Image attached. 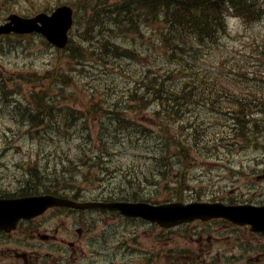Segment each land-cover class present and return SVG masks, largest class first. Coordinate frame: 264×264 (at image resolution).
<instances>
[{
	"label": "rangeland",
	"instance_id": "rangeland-1",
	"mask_svg": "<svg viewBox=\"0 0 264 264\" xmlns=\"http://www.w3.org/2000/svg\"><path fill=\"white\" fill-rule=\"evenodd\" d=\"M11 11L18 12L24 15H30L35 13L37 10L47 8L51 5L55 6L58 1L66 2L68 4H75L80 8V15L78 17V22L72 28L70 32V42L71 52H73L72 46L76 42H81L85 39L93 40L94 37L84 33L88 32L92 34V27L103 18L102 14L114 7L113 9H122V6L126 4V0L121 1L120 4L112 6V1L104 4L105 0H2ZM140 1V0H139ZM144 1V0H141ZM1 8H5L2 5ZM9 10V12H10ZM132 8H129V12ZM231 13V12H230ZM229 13V14H230ZM229 14L226 18L228 22L227 27H229L231 36H228L224 40V44L221 46V49L217 51L218 55L225 56L227 59V66L239 68L244 67L243 71L253 73L252 76L264 78V68L261 67L264 64V56L261 55L258 57L259 48L261 46L256 45V41H264V18L262 20H255V16L252 14L247 15V21H238L235 18H230ZM91 16V18H90ZM121 21L126 23L129 21V14L127 12H122L120 16ZM94 18L95 20H93ZM110 19V18H109ZM150 20V16L147 18ZM92 30V31H91ZM237 34V35H236ZM150 37V33H148ZM137 36L129 32V27L126 25L123 27V34L120 36L118 42L121 45H126L134 49V42L139 41ZM138 43V42H137ZM68 44V45H69ZM150 38H148L147 46H144L140 49L141 52H150ZM92 44H88L90 47ZM255 46V47H254ZM66 51L57 50L51 46H47L41 42L37 35L27 36V37H17L14 35L7 36L3 39L0 38V76L2 75L5 78L3 86H0V92H5V97L0 95V175L11 180L15 177H20L24 170H31L34 172V167H30L29 163L41 162L43 158H46V163L49 162L50 156L52 162L60 161L55 158H58L61 152L69 155L81 154L86 149L90 153V147H102L105 143L103 134L99 132L104 125H97L95 122L88 116V110L93 109V106H88V96L87 94H97L96 89L104 88V80L107 78L102 73V68L113 67L115 64L117 67L123 65H131L132 60L122 58L116 61L113 58H108L105 62L97 63V61L83 60L79 64L77 70L68 69L66 67L65 55ZM53 54H56L58 57H62V60H54ZM93 54V53H92ZM213 59V56L208 54L201 63H205L207 70L212 71L217 68L220 64L221 58L217 60L214 66H210V62L206 59ZM111 60V61H110ZM63 65V70H66L68 73H72L69 77V81L72 82L71 85H65L60 83L59 86H62L68 92V98L66 100L61 99L57 101L55 99V104L57 106H67L77 109L78 113L68 121V126L70 127L72 134H68L64 128H59L55 133L50 134H35L33 130L27 133V130L32 129L25 128L23 123H16V120H13L16 117L17 112H23L27 110H32L33 105L30 102H19L15 101L16 98H28L25 95V92L28 91H37L39 88L32 85L20 84L18 81H15L18 86L13 87L11 80L16 77L17 73L32 71L41 73L46 68L53 67L58 63ZM145 64H150V62L144 61ZM258 63V65H257ZM103 65V67L101 66ZM106 65V67H105ZM138 69L142 67L141 64L134 65ZM225 69V68H224ZM231 70H223V76L226 78H231L233 80L234 75H231ZM104 76V77H103ZM260 84L264 82L258 81ZM111 84V83H110ZM247 82H243L240 85L244 86ZM15 91L22 92L23 95L18 96L14 94ZM18 106V107H17ZM104 106V104H103ZM54 111H57L56 108H53ZM80 111H83V115L87 116L89 123L93 124L98 132L89 145L88 142L83 140L81 133L84 130L81 129L79 116ZM144 114H149L150 111L143 109ZM57 114L52 113V117H55ZM203 118L204 124L199 128L203 134L206 135V145L199 148L198 153L196 151H191V157L186 159L182 154H179L181 165L186 171L189 170L190 175L196 178L195 185L196 189L199 188L200 193L205 196L212 198L218 197L219 195L229 197L235 195L237 198V189H243L245 186V177L239 176L238 174H245L244 170H240L238 167L241 162H244L245 165L255 167L259 173L263 172L264 168V138L261 140H256L254 143L244 142L239 144L234 149L226 145L227 140L225 137L231 131V127L227 129V123L229 126L232 123L229 113H215L212 109L206 107L205 111L201 116H196L193 120H201ZM138 120L137 117L134 118ZM147 119L143 120L144 124L147 123ZM215 122L216 125L212 126L211 123ZM16 126H21L17 128ZM155 128V126H153ZM78 130L79 134H74ZM38 131L39 130H35ZM91 132V130H89ZM155 135L154 142L159 144V138ZM101 136L100 142L97 140ZM222 137V138H220ZM224 137V138H223ZM219 138V141L212 142L213 139ZM48 140V141H40ZM59 139V140H57ZM80 141L79 144L77 142ZM190 142V140H189ZM263 143V144H262ZM77 144V145H76ZM170 148L172 150H177L170 142ZM76 145V147H75ZM252 148V149H251ZM94 152V151H91ZM249 156L254 158V160L246 161L243 160V156ZM43 155V156H42ZM122 158L129 159V153L123 152L121 154ZM69 164V162H67ZM144 164L150 163L149 160H145ZM142 163V164H143ZM27 164L28 166H26ZM59 166V165H56ZM133 167H137L136 165ZM246 167V166H245ZM65 178L73 176V181H75V187L83 189V195L89 196L90 198H95L100 192L97 189L96 185H90L89 180H86V170H80L71 166L70 169L65 167ZM259 181L258 179H256ZM68 184H73V182H68ZM247 184V183H246ZM248 186V184H247ZM140 187L146 192L150 191L153 188L151 184H146L143 182ZM256 191L259 189L258 186L251 187ZM255 191V192H256ZM219 192V193H218ZM104 191L101 194L99 199L104 198ZM164 193L160 194L158 199L163 197ZM85 197V196H82ZM264 200V195H258L254 193L251 198H259ZM135 222V221H134ZM115 229L111 230L110 236H107L105 240L99 241L95 239L93 241H86L78 249L80 250L77 254L78 256L73 261V264H79L81 261L82 264H107V257H110L109 253H114L111 264H125L123 260H127L131 264H167L164 260L158 259L155 256L150 254V249L156 246V242L160 239L159 227L155 225H150L146 229L145 225L136 227L130 224L121 225L115 223ZM101 227L110 228V225L101 222H93L92 228L94 234H98ZM135 227V228H133ZM231 227L228 226L227 230ZM232 229V228H231ZM236 231V229H233ZM202 233V231H200ZM120 235L125 240V244L130 246L134 245L132 252L124 253V249H118L112 245V241L119 239ZM246 236H248L246 234ZM150 237L152 240H156L150 244ZM238 239L233 238L232 242L237 241ZM231 242V243H232ZM164 243V239H163ZM230 243V244H231ZM183 242H179V245H182ZM191 245L192 242L190 243ZM230 246V245H229ZM85 249V252L83 251ZM207 253L200 257L198 261L193 258L192 260L187 261H175L171 264H204L207 259ZM209 264H227V261L224 260V257H214V260Z\"/></svg>",
	"mask_w": 264,
	"mask_h": 264
},
{
	"label": "trees",
	"instance_id": "trees-1",
	"mask_svg": "<svg viewBox=\"0 0 264 264\" xmlns=\"http://www.w3.org/2000/svg\"><path fill=\"white\" fill-rule=\"evenodd\" d=\"M254 2L255 0H252V3L250 0H134L133 3L126 2L127 8L124 12L131 15L140 14L144 19L156 10L164 12L168 26V33L164 39L174 41L175 47L161 54L166 57V60L171 61L172 66L162 63L140 69L122 68L121 72L127 77L128 87L131 88L130 95L117 98L112 105L102 107L101 112L98 109L93 112L88 111L91 119L103 121L107 126L111 140H106L103 147L97 151L82 155H66L61 162L64 164L69 162L80 170L85 169L86 180L100 187L104 186V195L110 198L150 201L162 188L172 184L173 198L182 199V191L187 187L188 180L179 154L188 159L191 157V151L197 152L199 148L206 145V135L199 130L202 125L188 126L184 119L187 120V116L195 110V103H199L203 111L206 106L210 107L211 100L215 97L210 108L219 113L230 114L232 123L230 126L227 123V129L231 127L232 132L226 135L225 140L232 142L228 145L256 141L260 134H264V122H260L257 118L264 114V86L255 88L252 84L247 89H232L239 98H229L223 102L219 95L234 93L222 89L221 83L217 88H211L210 74L205 73L200 82H185L183 78L187 69L202 56L200 48L208 49V54H211L218 46L226 32L224 19L229 12L236 11L241 18L246 16V6H249L250 13L255 16V19L262 17V13L254 9L256 7L253 5ZM130 7L132 10L129 12ZM115 19L118 18L115 17ZM111 23L120 27L114 19L110 21ZM99 26L100 24L97 23L93 30ZM188 40L194 41L193 48L186 51L187 56L193 61L177 65L176 61L179 62L177 60L178 41ZM211 62L216 61L211 60ZM32 76L31 80L47 84L46 89L37 97L41 94L49 96L51 89L57 86L55 82H63L65 78L64 74L57 71H47L43 75ZM150 103L157 104L156 110H161L162 115L169 119H163L158 115L154 117L153 123L159 126L156 132L159 144L154 142V129L143 122L145 119L142 114L143 109ZM62 117L67 123L69 114L62 112ZM135 117L138 120H135ZM201 121L204 122L203 118ZM43 123L47 124L48 120H44ZM82 127L83 140L90 143L93 138L88 126L82 124ZM100 139L101 136L97 140L100 142ZM216 141H219V138L213 139L212 142ZM168 142L175 144L174 147L177 150H172ZM123 152L129 153L131 158H122ZM105 153L108 155H104ZM148 157H150V170H147L148 166L140 170L133 167L143 163ZM123 171L127 172L124 176H120ZM34 172L47 174V178L51 181L59 180L57 169L51 172L39 169ZM171 180H174L173 183H170ZM143 182L155 185L156 191L146 192L140 187Z\"/></svg>",
	"mask_w": 264,
	"mask_h": 264
},
{
	"label": "flooded vegetation",
	"instance_id": "flooded-vegetation-1",
	"mask_svg": "<svg viewBox=\"0 0 264 264\" xmlns=\"http://www.w3.org/2000/svg\"><path fill=\"white\" fill-rule=\"evenodd\" d=\"M52 164L64 176L63 187L61 184L46 183L38 173L32 171H24L20 177H15L11 180L0 175V198L19 196L20 193L38 195L42 192H49L59 194L60 187L65 190L64 194H68V191H70L77 196L88 197L82 194V188L75 187L74 183L68 184V182H73V176L65 178V165L61 161H54ZM219 200L227 204L242 203V201L255 204L261 203V200L258 199L239 200L237 197L234 199L220 197ZM112 213L113 215L106 210L89 212L71 207H53L36 217L20 219L14 229L10 231L0 230V264H73V261L78 256L77 253L80 251L78 249L82 246V242L92 235L88 223L103 221L105 224L111 225L115 220L119 222L133 220L116 212ZM219 220L211 221L215 222L211 229L214 233L213 239L214 241L222 239L224 243H227V248L223 249L222 252H226L224 255L229 264H264L263 233L252 231L248 225H238L229 221ZM140 221L145 223L142 220ZM190 224L196 225L191 227V231L186 237L194 245L189 250V257L193 256V254H198V258H200L207 253L208 258L205 260L207 262L213 256H218L219 253L213 242L206 243L204 241V239L210 241L212 235H205L203 231L202 233L200 232L202 228L197 227L200 222L195 221L185 225ZM228 226L232 229L230 228L226 231ZM233 229H236V231ZM111 230L113 228H106L102 235L104 237L110 236ZM98 236V239H102L101 234H98ZM235 237L238 240L232 242ZM112 242L123 244L124 253L129 250L132 251L131 248H134V245L128 246L125 244L122 235H120L118 240L115 239ZM83 251L85 252V249ZM176 253L177 250H172L165 258L176 260ZM123 263L131 264L127 260H123Z\"/></svg>",
	"mask_w": 264,
	"mask_h": 264
},
{
	"label": "water",
	"instance_id": "water-1",
	"mask_svg": "<svg viewBox=\"0 0 264 264\" xmlns=\"http://www.w3.org/2000/svg\"><path fill=\"white\" fill-rule=\"evenodd\" d=\"M68 10H70L68 8ZM11 22L0 26L1 32L15 31L19 33L38 31L43 32L49 40L57 45L64 46L66 42L65 30L59 34L47 33L43 26L47 22L43 15H38L34 18H21L16 15L9 16ZM41 22L43 26H38L37 22ZM67 204L82 207H109L118 209L120 212L129 216H141L150 221H158L162 226H169L171 223L175 224L184 220L185 216H202V218H209L212 216H224L236 221L250 220L257 224L264 230V207H226L220 204H212L207 206L203 204H195L184 206L181 203H174L169 206H150L146 202H86L76 204L71 201H66ZM35 203H23L20 199H8L0 203V227L9 224L14 225L15 221L20 216H29V211L33 210Z\"/></svg>",
	"mask_w": 264,
	"mask_h": 264
},
{
	"label": "bare ground",
	"instance_id": "bare-ground-1",
	"mask_svg": "<svg viewBox=\"0 0 264 264\" xmlns=\"http://www.w3.org/2000/svg\"><path fill=\"white\" fill-rule=\"evenodd\" d=\"M144 19V18H142ZM130 26L132 28H136L138 26V24L136 22L131 23ZM118 47V43L117 42H110V43H105V44H101L98 49L97 52L101 55H108L112 49ZM126 59H130L132 60L130 57H125ZM122 59V58H120ZM62 84L65 85H71L72 82L69 81V77L68 78H64L63 82H61ZM105 88V86H104ZM104 88H98L96 89L97 94L101 93ZM38 101L35 105H33V109L32 110H27V111H23V112H17L16 113V117L13 118V120H16V123H23L25 128H30L32 127V129L27 130V133L31 130H33V132L35 134H50V133H55L57 131V129L59 128H64L66 130V132L68 134H72V131L70 129V127L68 126V123H66V121L64 120V118L62 117V112L59 108V106H57L55 104V99H45V97L41 94L37 97ZM53 108H56L57 111H54ZM52 113H56L57 115L55 117H52ZM56 117L58 119H56ZM44 120H48L47 124H44L43 121ZM17 128H21V126H16ZM35 130H39L38 133ZM100 133H102L104 140H111L110 138V132L107 129V126H104L102 129L99 130ZM74 134H79V131L76 130ZM77 142V141H76ZM93 142V140L91 141ZM90 142V143H91ZM79 142H77V144H79ZM89 142L87 143L88 145L90 144ZM76 144V145H77ZM75 145V147H76ZM103 147V146H102ZM89 149H91V151H97V149H101V147L97 146V147H90ZM104 155H108L107 153H105ZM146 160L150 161V157H148ZM150 170V163L148 164H139L137 165V170L140 169H146Z\"/></svg>",
	"mask_w": 264,
	"mask_h": 264
}]
</instances>
